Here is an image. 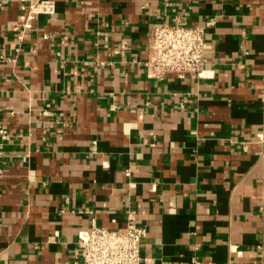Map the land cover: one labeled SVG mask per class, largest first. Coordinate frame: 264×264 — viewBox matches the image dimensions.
I'll use <instances>...</instances> for the list:
<instances>
[{
    "label": "crops",
    "instance_id": "obj_1",
    "mask_svg": "<svg viewBox=\"0 0 264 264\" xmlns=\"http://www.w3.org/2000/svg\"><path fill=\"white\" fill-rule=\"evenodd\" d=\"M34 1L0 0V264H81L78 231L126 219L140 264H264V0H170L214 24L206 77L160 80L161 0H52L16 43Z\"/></svg>",
    "mask_w": 264,
    "mask_h": 264
},
{
    "label": "built area",
    "instance_id": "obj_2",
    "mask_svg": "<svg viewBox=\"0 0 264 264\" xmlns=\"http://www.w3.org/2000/svg\"><path fill=\"white\" fill-rule=\"evenodd\" d=\"M163 11L157 15V23L147 31L145 44L146 59L143 63L146 75L153 79H163L166 74L183 78L187 75L206 77L205 63V26L214 24L209 20L203 26L190 25L178 17L173 23L165 20V9L171 5L170 0H161ZM24 21L18 31L16 43L22 41L23 33L31 28L30 21L40 15H52L55 11L54 1L35 0L21 6ZM48 39L50 35H43ZM66 40L64 36L62 38ZM15 57L9 59L14 62ZM0 139H9L8 133L0 128ZM95 143L92 149H95ZM144 228L126 219L123 226L116 229L98 227L91 224L77 233L78 258L81 264H140L143 260L140 251L141 239L145 236Z\"/></svg>",
    "mask_w": 264,
    "mask_h": 264
}]
</instances>
